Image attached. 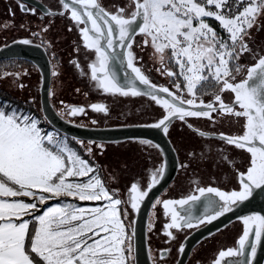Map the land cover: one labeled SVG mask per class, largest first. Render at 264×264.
<instances>
[{"label": "snow or ice", "instance_id": "obj_1", "mask_svg": "<svg viewBox=\"0 0 264 264\" xmlns=\"http://www.w3.org/2000/svg\"><path fill=\"white\" fill-rule=\"evenodd\" d=\"M17 7L41 20L45 14L70 17L74 23L69 30L77 29L85 53L93 57L87 64L89 71L79 59L72 61L80 76L88 77L91 90L113 97L149 98L161 107V113L146 126L168 135L179 122L181 129L207 138L199 145L203 151H189L179 168L187 170L206 153H215L231 166L233 183L227 190L197 182L191 194L154 200L153 210L162 205L167 218L160 230L167 237L165 243L245 207L257 190L264 194V41H257V33L264 30V0H114L107 5L104 0H60L58 10L47 8L39 14L28 0H17ZM9 15L15 13L10 9ZM51 23L50 19L38 31L20 24L32 38L12 43L32 45L33 38ZM145 46L154 61L152 68L145 66L140 54ZM74 50L79 53L81 45ZM7 67L0 64V76H21L19 71H5ZM153 69L167 83L154 82L146 74ZM52 75H57L55 70ZM47 95L49 101L54 97L52 87ZM26 104L29 107L22 108L11 101L0 102V264H138L139 213L166 174V158L147 170V181L137 178L123 196L102 179L107 174L112 181L118 180L97 161L105 151L104 141L69 138L51 127L36 96H30ZM59 104L63 107H52L70 124L88 115L86 107L111 115L104 102L85 106L60 100ZM90 120L99 127L97 119ZM204 124L212 129L230 124L238 130H202L199 125ZM70 140L77 141L79 148L70 146ZM213 140L221 144L214 146ZM140 143L163 157L159 143L150 139ZM235 150H239V162L229 159ZM149 159H153L150 152ZM60 197L65 199L46 203ZM81 201L96 203L82 205ZM153 216L150 231L155 227ZM237 219L242 222V234L236 246L218 250L212 264H254L264 247V212L250 211ZM184 250L185 244L180 243L178 252ZM149 257L152 264H170L171 248L156 255L149 248Z\"/></svg>", "mask_w": 264, "mask_h": 264}, {"label": "rangeland", "instance_id": "obj_2", "mask_svg": "<svg viewBox=\"0 0 264 264\" xmlns=\"http://www.w3.org/2000/svg\"><path fill=\"white\" fill-rule=\"evenodd\" d=\"M44 1L55 11L60 8L56 2L54 3V0ZM113 2L114 0H104L106 5ZM124 2H126V0H124ZM0 3H2L1 0ZM27 16L24 14L20 16L18 13H15L14 17L0 14V47L11 43L13 40H20L22 37L32 38L29 31L19 27L20 24L27 23L33 31H38L48 24L50 19L52 20L51 25L43 33L33 38V43L41 44L47 49L52 60V72L55 70L57 73L55 77L52 75V89L55 95L51 99L52 104H55L56 108L63 107L59 104L60 100L66 103L85 106L90 102H104L110 106V116L95 113L93 110L86 107L88 115H81L75 119H77V124L83 123L88 125L87 127H96L91 124L90 118L97 119L99 121V127H115L124 125H147L152 122V119L159 117L161 107L155 105L149 98L142 96L123 97L119 95L113 97L90 89L88 77L80 76L79 70L75 68L72 61L73 59H79L85 71H88L87 64L92 58L91 56L89 57L90 54L88 53H84L83 51L77 53L74 50L78 41H72L75 37L71 32L69 34L64 18L56 16L46 17L41 20L37 17ZM13 20L14 23H11ZM137 39H139V36ZM257 41H264V30L257 33ZM145 49V52L140 54L144 56L145 66L152 68L154 61L149 59L150 52L147 46H145ZM53 52L55 56L52 55ZM85 55H88L87 60L84 59ZM13 63L15 66H13ZM0 64L8 65V67L4 69L5 71H19L22 73L20 77L0 76L1 90L6 91L11 97L23 102L28 101L30 96H36L38 100L41 101V74L35 65L17 60H11ZM156 66L158 67L159 65L156 64ZM146 74L150 75V78H152L154 82L167 83V78L160 76L154 69ZM20 84H23L24 87H19ZM76 88H80L81 91L77 93L75 91ZM86 91L88 92L87 96L83 94ZM209 98L208 95L205 96L206 100ZM38 106L40 105L35 106V108L37 109ZM225 130H230L229 126H226ZM179 133H186V137H180L177 135ZM171 137L178 148L180 162H184L188 158L187 154L189 151H196L197 153L203 151V149L199 147L202 140H199L195 134H188L176 127V129L171 132ZM105 145V151L103 155L97 156V161L106 167L107 172L112 173L113 176L118 175V180L112 181L107 174H104L102 179H104L106 183H109L111 187L119 188L123 196L127 195V188L130 187V184L135 182L137 178L147 181L150 178L147 174V170L153 167L154 164L158 165L160 161L163 160L158 150H146L147 146L142 145L138 140ZM70 146L77 148L71 140ZM149 152L153 157L151 160L149 159ZM235 152L236 151L232 153L236 154ZM125 165H127V167H125ZM202 169L206 172V175L209 174L213 178L223 176L222 181H225V178L228 176L223 162L216 157L215 153H206L205 158L193 162L192 166L187 170L180 168L175 183L173 185L171 184L172 186L159 198L174 199V196L182 193L181 187L185 184L184 182L189 177L191 179L192 174L197 175L200 173L199 171ZM213 183L216 185V182L213 181ZM214 184L213 186H215ZM221 185L222 183L217 186L220 187ZM63 199L65 198L60 197L55 200L47 201L46 203L52 205ZM67 199L75 200V198L71 197ZM79 203L83 205L94 204L96 202L81 201ZM150 216H153L155 227L151 231L148 228L149 248H151L153 254L156 255L160 250L170 247V264H176L180 255L178 252L179 244L182 243L186 236L195 228L180 233L177 239L171 242V244L165 243L167 237L160 232L162 225L167 222V218L163 215L162 205H156L155 210L152 208ZM241 232L242 222L236 221L218 233L210 236L193 250L187 264H196V261H200V264H212V260L215 258L218 250L233 246Z\"/></svg>", "mask_w": 264, "mask_h": 264}, {"label": "water", "instance_id": "obj_3", "mask_svg": "<svg viewBox=\"0 0 264 264\" xmlns=\"http://www.w3.org/2000/svg\"><path fill=\"white\" fill-rule=\"evenodd\" d=\"M60 2V1H59ZM28 3L34 5L40 11L46 10L48 7L38 0H28ZM47 15V14H45ZM19 41V40H17ZM10 60H22L35 65L41 74V101L45 108L52 128H56L66 133L69 138L79 137L87 140L104 141L105 144H114L130 140L150 139L155 143H159L164 149L163 159L167 160L166 174L158 185H155L146 197L139 213L137 221L136 249L138 264H152L149 257L148 244V221L152 210V204L157 197H160L176 179L179 170V156L175 150L173 143L168 135L161 130L148 127L146 125H124L115 127H80L79 124H70L62 119L56 109L52 107V101H49L47 89L52 87V62L47 49L38 43L25 45L22 43L7 45L0 47V62ZM203 199V198H202ZM251 203L245 204V207L234 209L232 212L226 213L218 219L205 223L202 226H194V230L186 236L182 243L185 244V250L180 253L177 261L181 264H187L193 250L205 239L218 233L233 222L239 221L238 215L247 214L250 211L264 212V194H260L259 190L254 193V197L250 198ZM254 264H264V247L258 250V255Z\"/></svg>", "mask_w": 264, "mask_h": 264}, {"label": "trees", "instance_id": "obj_4", "mask_svg": "<svg viewBox=\"0 0 264 264\" xmlns=\"http://www.w3.org/2000/svg\"><path fill=\"white\" fill-rule=\"evenodd\" d=\"M49 54V53H48ZM50 56V55H49ZM51 58V57H50ZM11 61V60H10ZM17 61H22V60H17ZM5 62H7V61H4V62H0V63H5ZM23 62H27V61H23ZM51 62H52V60H51ZM27 63H30V62H27ZM1 101H11V102H13V103H15V104H17V105H19L20 107H22V108H27V107H29V105L28 104H26V102H23V101H20V100H18V99H15V98H13V97H11L6 91H4V90H1L0 89V102ZM37 109L35 108V106H33L32 107V111L33 112H35ZM179 122H177V129H181L179 126ZM201 128H202V130H214V131H224V132H226V133H229L230 131L231 132H233V131H237L238 130V126H234V125H230V124H224V125H222V126H217V128L216 129H212V128H210L208 125H206V124H204V125H199ZM226 126H229V128H230V130H225V127ZM176 129V128H175ZM183 131H185V132H187L188 134H194L193 132H192V130H189V129H187V128H183L182 129ZM173 130L172 129H170V132H169V134H168V136H169V138H170V140H171V142L173 143V145H174V147H175V150H176V152H177V154H178V156H179V161H180V155H179V151H178V148H177V146H176V144H175V141L173 140V138L171 137V132H172ZM177 135H179L180 137H186V133H179V134H177ZM198 137V136H197ZM198 139L199 140H202V141H204V142H206L207 141V138H199L198 137ZM73 143H74V145L77 147V148H79V144H78V142L77 141H72ZM212 144H214V146H219L220 144H221V142L220 141H218V140H213L212 141ZM229 147V149H231V147L232 146H228ZM236 152V154H234V153H232V152H234V151H230V155H229V159H232V158H235V160L236 161H240V159H241V157H240V155H239V150H235ZM86 157V156H85ZM220 161H222L223 162V166H224V168H225V171H226V173L228 174V176L227 177H229V175H231V179H232V176H233V172H231L232 171V169H231V166L227 163V161H223V160H221L220 159ZM181 163V162H180ZM237 166H239V164L237 165ZM179 170H180V168H179ZM179 170H178V174H177V177H178V175H179ZM200 173H196L197 175H191V179H190V177L184 182L185 184H183V187H181V191H182V193H180V194H177L176 196H174V199H177V198H180L181 196H183V195H186V194H191L192 192H194V187L195 186H197V182H199V184H200V186H205V185H211V186H213V181L214 182H216V185L215 186H217V185H219L220 183H224V181H222V179H223V176L221 177H219V178H217V177H211L209 174H207L206 175V172L202 169L201 171H199ZM177 177H176V179H177ZM175 179V180H176ZM175 180H174V182L172 183V185L175 183ZM172 185H170V187L172 186ZM225 190H227V189H225ZM173 199V198H172ZM187 234V233H186Z\"/></svg>", "mask_w": 264, "mask_h": 264}, {"label": "flooded vegetation", "instance_id": "obj_5", "mask_svg": "<svg viewBox=\"0 0 264 264\" xmlns=\"http://www.w3.org/2000/svg\"><path fill=\"white\" fill-rule=\"evenodd\" d=\"M2 1V3H0V14L1 15H6V16H11V15H9V10L11 9V11L12 12H14V13H18V14H20V16H22L23 14L25 15V16H30V17H37L38 18V15H31V14H25V13H23V12H21V10L17 7V0H1ZM38 1H41L42 3H44L48 8H51L50 6H49V4L48 3H46L44 0H38ZM57 3V5H59L60 6V2L58 1V0H54V3ZM28 6L29 7H35L34 5H32V4H30V3H28ZM52 9V8H51ZM38 10V14L41 12L39 9H37ZM53 11H55L54 9H52ZM27 16V17H28ZM57 16H59V15H57ZM26 17V18H27ZM46 17H49L48 15H44V18H46ZM56 17V16H55ZM62 18H64V20L66 21V25H67V30H68V32H69V34H70V32L74 35V39L72 40V41H75V40H77L78 41V43H76L77 45L78 44H80L81 45V51H83L84 53H85V51H84V49H83V46H82V44H81V37L79 36V34H78V31H77V29L75 28V27H72V29H71V31L69 30V25L70 24H73L74 22H72L71 20H70V17H68L67 15H65V16H61ZM39 19V18H38ZM75 44V45H76ZM76 45V46H77ZM80 51V52H81ZM79 52V53H80ZM88 54H90V53H88ZM91 56V58H93L92 57V55L90 54L89 55V57ZM88 71H89V69H88ZM231 132V131H230ZM232 172V171H231ZM231 183H233V181H232V179H231V175H229V177H227V178H225V181H224V183H222V185L220 186V187H222V188H224V189H228V187L230 186V184ZM197 186H195L194 187V189L196 188ZM234 223V222H233ZM231 225V224H230ZM193 231V230H192ZM241 234H242V232H241ZM238 240V239H237ZM237 240H236V242H237ZM236 242L234 243V245L233 246H236Z\"/></svg>", "mask_w": 264, "mask_h": 264}]
</instances>
